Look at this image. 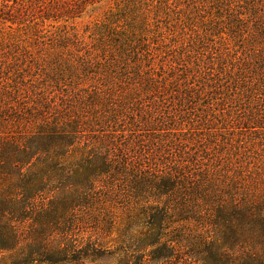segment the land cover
Listing matches in <instances>:
<instances>
[{"label":"trees","instance_id":"16d2710c","mask_svg":"<svg viewBox=\"0 0 264 264\" xmlns=\"http://www.w3.org/2000/svg\"><path fill=\"white\" fill-rule=\"evenodd\" d=\"M124 1L0 3V264H264V0Z\"/></svg>","mask_w":264,"mask_h":264},{"label":"rangeland","instance_id":"374dc122","mask_svg":"<svg viewBox=\"0 0 264 264\" xmlns=\"http://www.w3.org/2000/svg\"><path fill=\"white\" fill-rule=\"evenodd\" d=\"M2 1L3 0H0V3ZM107 1H109L108 3L111 5H113L114 3H125L124 0H107ZM127 1H129V0H127ZM130 1H132L131 3H133V4H144L145 6H147V4L148 5L152 4L155 6L156 2H159L160 0H130ZM162 1L164 2L165 0H162ZM169 3L174 4L175 0H170ZM104 6H105V4L101 3V4L95 5L93 7H89L87 14H84L81 17L79 16L80 18L73 21V24L76 26V29L80 34H83V33H85V31H88L87 26H89L90 23H93L95 20L97 21V20L102 18V16L104 15L103 12L105 11ZM99 15H100V18H97ZM2 37L4 39H9V36L6 35V32H4L2 34ZM2 37L0 35V39Z\"/></svg>","mask_w":264,"mask_h":264}]
</instances>
